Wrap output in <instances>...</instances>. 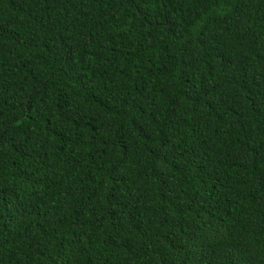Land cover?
<instances>
[{
  "label": "trees",
  "instance_id": "obj_1",
  "mask_svg": "<svg viewBox=\"0 0 264 264\" xmlns=\"http://www.w3.org/2000/svg\"><path fill=\"white\" fill-rule=\"evenodd\" d=\"M0 264H264V0H0Z\"/></svg>",
  "mask_w": 264,
  "mask_h": 264
}]
</instances>
